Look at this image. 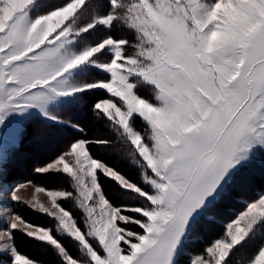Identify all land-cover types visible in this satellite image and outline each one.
<instances>
[{
	"label": "snow or ice",
	"instance_id": "6c2138e0",
	"mask_svg": "<svg viewBox=\"0 0 264 264\" xmlns=\"http://www.w3.org/2000/svg\"><path fill=\"white\" fill-rule=\"evenodd\" d=\"M88 99L128 145L139 182L92 154L110 140L71 142L35 169L72 188H36L58 209L39 205L53 226L13 216L0 264H37L14 245L24 229L60 264H180L206 213L264 165V0H0V142L33 118L63 123L59 110ZM101 178L142 203L115 206ZM258 228L264 195L191 264H232ZM247 264H264V242Z\"/></svg>",
	"mask_w": 264,
	"mask_h": 264
},
{
	"label": "trees",
	"instance_id": "16d2710c",
	"mask_svg": "<svg viewBox=\"0 0 264 264\" xmlns=\"http://www.w3.org/2000/svg\"><path fill=\"white\" fill-rule=\"evenodd\" d=\"M121 30L115 33L117 36L124 35ZM92 100L88 99L78 102L70 107L59 110L63 123L53 125L50 122L33 118L24 124L22 135L19 138L18 146L13 149L6 160L3 173L6 183L31 182L49 190H69L71 185L63 176H56L53 173L41 174L35 171L36 168L44 166L49 161L63 153L68 145L77 139L96 141L107 139L111 141L108 147H102L91 143L89 145L92 154L104 160L110 166L118 168L124 175L133 181L139 182L138 169L129 157L128 145L118 141L115 133L107 126L105 121L98 119L91 110ZM78 126L75 129L72 126ZM141 125L137 122V128ZM82 130V131H81ZM35 139H42L43 144L33 142ZM33 145V146H30ZM243 182L238 185L219 207L210 210L207 214L209 220L204 218L201 227L196 235L203 238L204 243L222 236L224 222L230 221L234 215L242 210L244 204L254 199L257 195L264 194V165L259 162L245 174ZM106 197L117 207L121 205H138L142 201L134 196L122 192L110 180L101 178ZM59 203L75 212L71 202L60 200ZM13 212L22 219L33 225H40L42 218L32 213L20 203H13ZM77 216L79 215L76 213ZM131 227V226H130ZM219 227V228H218ZM133 230H139L133 228ZM14 245L17 250L37 262V264H60V261L52 248L29 238L22 231H14ZM264 242V229L257 230L254 241L251 245L236 251L232 256V264L247 263L248 256L255 247ZM199 246L201 242L197 243ZM205 247V246H204ZM186 243L184 252L180 257V264H190V256L195 253L189 249ZM201 251L197 250L196 253Z\"/></svg>",
	"mask_w": 264,
	"mask_h": 264
},
{
	"label": "rangeland",
	"instance_id": "374dc122",
	"mask_svg": "<svg viewBox=\"0 0 264 264\" xmlns=\"http://www.w3.org/2000/svg\"><path fill=\"white\" fill-rule=\"evenodd\" d=\"M119 31H121V30H117L116 33H118ZM118 36H119V34H118ZM120 36L131 39L130 35L127 32H125L124 35L121 34ZM141 94L144 95L146 98H150V92H148V91H143ZM59 115H61L60 112H59ZM23 127H24V124L21 125V129H23ZM72 127H74L75 129L78 128V126H75V125ZM18 142H19V138L16 139L15 141H13L12 139H7L3 142H0V230L7 228L9 223L14 222L12 220L13 216H18L17 214H14V212H13V207H12L13 203H20V204L24 205L26 208H28L32 213L39 215L42 218V222H41L42 227L53 226L52 219L49 216L41 213L39 210V205H43L44 207L48 208L53 213V215L59 214L58 209L52 207L51 199L47 195V192H37L36 188L40 187V186L34 185L31 182L6 183L4 180L5 179V176L3 173L4 172L3 171L4 164L9 157V154L13 151L14 148H16L18 146ZM33 142H35V144L36 143H39V144L42 143L43 144L42 139H40V140L35 139ZM30 146H33V145H30ZM129 157L132 160V157L130 156V154H129ZM132 162L134 163L133 160H132ZM41 167H43V166H41ZM21 185H23V187H20ZM13 194H15L19 198L18 201L12 199ZM262 195H264V194L257 195L254 199L249 200L246 204L243 205L242 210L240 212L236 213L230 221H227V222L225 221L224 227H223L224 230L222 231V233H223L222 236H220L217 239L211 240V242L208 244H207V242H205L204 243L205 247L203 246V238H199L196 235L197 233L194 232L193 235L190 237V239L187 241V243H189V246H190L189 249L192 251L194 250V252H195V253L191 254V256H190V264H191V261L193 259H195L196 257L205 255L204 250L207 247H210L214 241L222 238L225 235L227 225L229 223H231L233 220H235L238 216H240V214L245 211L246 206L249 203L257 200ZM60 200H63V199L62 198L58 199V203ZM207 218H208V216L206 214L205 219H207ZM207 220H209V218ZM24 221H26V220H24ZM15 222L18 223V226L21 229L23 228V225H19L18 221H15ZM27 223H29V222H27ZM29 224H31V223H29ZM28 230H30V229H24L22 232L25 233ZM4 239L6 240L7 238H4ZM199 242L202 243L201 246H199L197 244ZM0 243H3V240H0ZM200 249H201V251L199 253H196L197 250H200ZM244 264H247V263H244Z\"/></svg>",
	"mask_w": 264,
	"mask_h": 264
}]
</instances>
